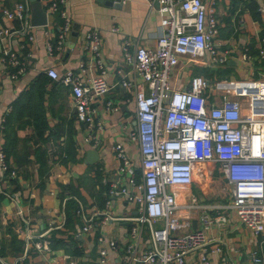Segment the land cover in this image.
Listing matches in <instances>:
<instances>
[{"label": "built area", "instance_id": "1", "mask_svg": "<svg viewBox=\"0 0 264 264\" xmlns=\"http://www.w3.org/2000/svg\"><path fill=\"white\" fill-rule=\"evenodd\" d=\"M217 0H144L156 5L161 16L155 45L136 46L128 52L122 44V58L129 65L118 82L132 90L135 126L127 138L135 141L139 154V175L135 176L131 159L120 143L112 146L117 172L123 179L110 182L104 207L111 199L122 198L131 204L135 214L125 217L128 227L124 242L104 234L95 237L97 264H109L110 250L118 264H186L187 254H196L200 264H214L210 255L221 252L219 242L208 231L226 221L224 211H233L236 219L253 235L263 231L264 223V71L256 78L213 79L202 74L191 75L184 88L169 86L172 69L181 61L191 66L222 64L227 50L219 52L214 37ZM45 13V24H30L28 0L4 5L0 0V87L1 79L18 81L29 71L43 73L58 81L70 94L74 118L83 123L84 140L95 145L94 133L102 128L96 118L93 102L108 92L110 84L103 77L105 64L101 53L99 32H84L81 50L83 59L76 71L58 74L51 63L36 68L34 29L41 28L47 58L62 53L71 27L66 11L67 0H38ZM263 13L262 7L258 9ZM57 14L60 24L53 41L47 39L50 16ZM116 28H111L115 31ZM246 48L239 59L249 61ZM255 59L264 60V37L259 39ZM93 68L96 75L82 80L85 70ZM107 108L110 106L106 103ZM8 109V106L6 110ZM215 162L226 185L224 204H205L197 208V228L187 229L189 221L176 213L183 207L176 200L174 188L191 183L193 166ZM0 170L5 171L0 152ZM14 175L13 171L9 172ZM79 234L117 221L107 210L85 211L79 205ZM44 232L25 233V251L30 242L37 253L48 252ZM146 241L147 246L143 247ZM24 251V253H25ZM24 254H22L23 257ZM19 257V258H22ZM62 264H73L68 254ZM250 264H263L262 241L245 255ZM4 264V263H2Z\"/></svg>", "mask_w": 264, "mask_h": 264}, {"label": "crops", "instance_id": "2", "mask_svg": "<svg viewBox=\"0 0 264 264\" xmlns=\"http://www.w3.org/2000/svg\"><path fill=\"white\" fill-rule=\"evenodd\" d=\"M17 1L22 0H1L7 6ZM253 6L258 18L252 14ZM260 7L263 13L258 10ZM65 8L71 19V27L66 36L64 50L52 58H47L43 48L46 37L41 28H35L32 61L36 68H41L45 62L51 63L59 75L68 70L76 71L78 62L83 59L81 43L84 32L97 30L105 64L103 77L111 86L108 92L93 102L96 118L101 122L102 128L94 133L95 145L86 142L85 126L74 118L68 89L41 72L29 71L16 82L7 78L1 79L0 124L9 103L39 75L46 77L47 83L42 97L45 143L42 144L39 138H33V126L25 125L22 129H17L16 135L21 139L32 136L35 142L30 144L34 145L33 147L46 148L48 168L43 174L41 188L38 186V164L32 153L27 155L28 161L23 165L12 163L10 171L14 172L13 176L0 170V264H62L64 254L72 258L73 264H97L95 237L102 233L116 239L117 245H121L128 227L124 218L135 214L131 204L122 198H113L110 207H104L105 193L110 182L123 181L117 172V161L111 150L114 144L120 143L123 146L133 163L135 176L139 175L136 142L127 138L135 126L133 91L122 88L118 83L122 74L129 69V65L125 64L122 58V43L128 42V52H133L136 46L153 47L161 16L156 10V5L149 7L144 0H67ZM214 14L217 20L214 39L220 43V53L227 50L224 62L211 67H188L187 62L181 60L171 71L168 81L171 88H184L191 75L205 76L202 72L205 69L212 71L211 78L205 76L210 81L230 79V74L226 77H215L217 68H228L232 73L241 69L247 75L246 78H256L264 71V64L261 62L263 60L255 59L259 39L264 37L260 36L261 30L264 29V0H217L214 4ZM50 20L47 39L53 41L60 19L54 14L50 16ZM111 28L116 30L111 31ZM242 48H246L251 55L249 61L243 62L239 59ZM195 68L201 72L195 73ZM96 74V71L90 68L85 70L81 77L83 81H87ZM107 102L110 104L108 108ZM2 143L0 125V149ZM65 143L71 144L74 159L61 163L58 159L60 155H64L62 147ZM88 150L95 151L94 158L87 156ZM212 163L215 162L195 164L191 183L174 188L176 200L183 206L176 215L189 221L187 229H194L199 225L198 207H188L190 203L203 206L224 204L227 201L226 185L218 164L215 166ZM215 179L220 181L219 189L215 186ZM66 185H71L70 188L75 190L77 195L67 193L61 197V186ZM70 200L74 201L76 209L80 205L85 211L107 210L118 219L105 225L97 223L96 228L86 235L79 234L81 220L75 211L72 214V225H66ZM224 213L225 223L222 226L214 225L208 231V235L217 240L221 247V252L210 255L213 263L250 264L244 260L245 255L257 242L262 241L264 264V228L255 236L236 219L233 211L226 210ZM41 232L45 233L44 239L49 251L37 253L30 242L25 251L23 235H36ZM72 238L75 240L70 244ZM57 240L61 241L60 245L56 244ZM73 245L80 255L73 254ZM144 246H147L146 241L143 242ZM18 249L19 252H16ZM107 253L110 257L109 264H118L115 255L110 250H107ZM185 263L200 264L197 255L192 253L186 255Z\"/></svg>", "mask_w": 264, "mask_h": 264}, {"label": "trees", "instance_id": "3", "mask_svg": "<svg viewBox=\"0 0 264 264\" xmlns=\"http://www.w3.org/2000/svg\"><path fill=\"white\" fill-rule=\"evenodd\" d=\"M253 16L258 18L255 6L251 8ZM263 26V25H262ZM264 35V29L261 30L260 36ZM264 64V60L261 61ZM203 70L205 76L208 78L212 77V71ZM195 73L201 72V70H194ZM193 72V74H195ZM229 72L228 68L224 69L225 75ZM217 73V72H216ZM47 83L46 77L43 75H39L36 80L29 84L28 88L21 91L17 97L11 101L8 105V109L3 114V118L1 121V133L3 138V143L1 145V153L3 155V162L6 166V170L4 171L7 175H9L10 170H12V163L15 165H23L28 160L27 155L32 153L35 162L38 164L37 174H38V186L41 188L43 184V174L46 172L47 165V153L46 148H42L39 146L33 147L34 145L30 144L32 141V136L25 137L23 139L17 137L16 130L22 129L25 125L33 126L34 136L33 138H39L42 144L45 143V137H43V132L45 129V121L43 118V110H42V102H43V93L45 90V84ZM38 139V140H39ZM35 144V143H34ZM63 148L64 155L58 159L61 163H65L66 161L71 162L74 159L72 147L70 143H65ZM58 150V148H57ZM215 166L217 163H212ZM218 166V165H217ZM14 182V180L12 181ZM71 185L61 186L60 196L63 197L65 194H73L77 195L75 190L70 188ZM224 186V184H223ZM226 188V187H225ZM219 189V188H218ZM1 197V195H0ZM68 209L67 212V221L66 225H72V214L75 211V203L74 201H68ZM75 208V209H74ZM15 238L13 237V241ZM75 239L72 238L70 240V244L73 243ZM56 244H61L60 240L56 241ZM72 251L73 254L80 255L81 253L76 249L73 245ZM19 252V249L16 250Z\"/></svg>", "mask_w": 264, "mask_h": 264}, {"label": "water", "instance_id": "4", "mask_svg": "<svg viewBox=\"0 0 264 264\" xmlns=\"http://www.w3.org/2000/svg\"><path fill=\"white\" fill-rule=\"evenodd\" d=\"M28 2L30 11V24L33 26H40L45 24V13L42 7L40 6L38 0H28ZM86 154L88 157H90V159L94 158L96 155L94 150H88Z\"/></svg>", "mask_w": 264, "mask_h": 264}, {"label": "rangeland", "instance_id": "5", "mask_svg": "<svg viewBox=\"0 0 264 264\" xmlns=\"http://www.w3.org/2000/svg\"><path fill=\"white\" fill-rule=\"evenodd\" d=\"M217 73H214L215 74V77H226L228 74H230L229 78L234 80V79H239V78H246L247 75L244 74V72L240 69L239 72H237L236 70H234V72H227L226 75L224 72V69L223 68H217L216 70ZM215 186L217 188H219L220 186V181L218 179H215Z\"/></svg>", "mask_w": 264, "mask_h": 264}]
</instances>
